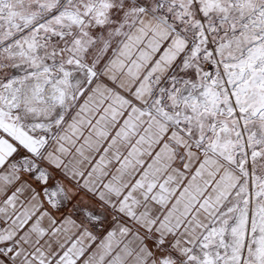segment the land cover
I'll return each mask as SVG.
<instances>
[{"label":"snow or ice","instance_id":"6c2138e0","mask_svg":"<svg viewBox=\"0 0 264 264\" xmlns=\"http://www.w3.org/2000/svg\"><path fill=\"white\" fill-rule=\"evenodd\" d=\"M0 264H264V0H0Z\"/></svg>","mask_w":264,"mask_h":264}]
</instances>
